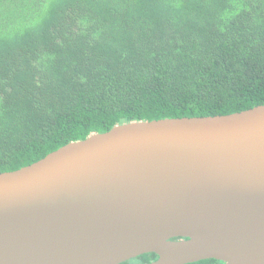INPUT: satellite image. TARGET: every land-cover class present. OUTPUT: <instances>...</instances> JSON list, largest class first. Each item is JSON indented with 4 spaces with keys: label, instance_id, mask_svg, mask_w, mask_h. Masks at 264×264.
Returning <instances> with one entry per match:
<instances>
[{
    "label": "trees",
    "instance_id": "trees-1",
    "mask_svg": "<svg viewBox=\"0 0 264 264\" xmlns=\"http://www.w3.org/2000/svg\"><path fill=\"white\" fill-rule=\"evenodd\" d=\"M260 105L264 0H0V172L117 125Z\"/></svg>",
    "mask_w": 264,
    "mask_h": 264
},
{
    "label": "water",
    "instance_id": "water-1",
    "mask_svg": "<svg viewBox=\"0 0 264 264\" xmlns=\"http://www.w3.org/2000/svg\"><path fill=\"white\" fill-rule=\"evenodd\" d=\"M264 264V105L117 125L0 172V264Z\"/></svg>",
    "mask_w": 264,
    "mask_h": 264
}]
</instances>
